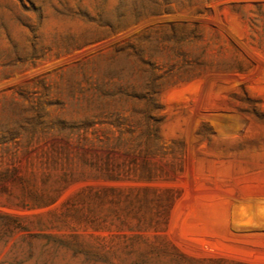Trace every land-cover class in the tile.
Listing matches in <instances>:
<instances>
[{"label": "rangeland", "instance_id": "1", "mask_svg": "<svg viewBox=\"0 0 264 264\" xmlns=\"http://www.w3.org/2000/svg\"><path fill=\"white\" fill-rule=\"evenodd\" d=\"M0 264H264V0H0Z\"/></svg>", "mask_w": 264, "mask_h": 264}]
</instances>
